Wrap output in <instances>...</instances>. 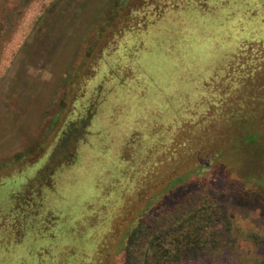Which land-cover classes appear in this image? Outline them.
<instances>
[{
    "label": "rangeland",
    "instance_id": "1",
    "mask_svg": "<svg viewBox=\"0 0 264 264\" xmlns=\"http://www.w3.org/2000/svg\"><path fill=\"white\" fill-rule=\"evenodd\" d=\"M107 1L0 0V264H127L157 224L168 264H264V0Z\"/></svg>",
    "mask_w": 264,
    "mask_h": 264
},
{
    "label": "trees",
    "instance_id": "2",
    "mask_svg": "<svg viewBox=\"0 0 264 264\" xmlns=\"http://www.w3.org/2000/svg\"><path fill=\"white\" fill-rule=\"evenodd\" d=\"M209 1L210 0H186V1L185 0H134V5H136L135 6L137 8L136 11L139 9V7L141 8L143 6L144 7L150 6L152 8L151 11L149 12V15H145L140 20V22L146 23L148 22L147 20H150V19L153 20L154 17L161 16L167 7L171 6V7L177 8L178 6L182 5V3L190 4L192 2L191 4L192 7L194 6L197 9L205 11L206 9L205 7L209 4ZM109 2L110 3L115 2L117 3L116 5L118 7L120 5L122 8L123 2H130V0H108L107 3ZM127 7H130V6H127ZM237 11H240L245 16V12L239 9L238 10L232 9L229 12H231L230 14L232 16ZM129 16H133V14L131 15V12H130ZM234 23L235 22H233L232 25H234ZM211 28H209V26L200 25V28L197 29V32H198L197 34H201V37L205 34L207 35L210 33ZM220 28L222 30V28L224 27L221 26ZM232 28H235V26H232ZM216 31H219V30L217 29ZM93 113H94L93 111H89L87 115H85L82 118H79L78 121L71 122L69 125H67V129L61 132L60 139L58 142L59 150L61 152L63 151L61 157L58 160L51 158L48 164L40 170L38 174L39 176H37V179L33 180L32 183L34 184L36 182L43 183V181L45 180L48 181V179H51L52 174L54 172V168L59 163H64L66 165H70L71 163H73L74 157H75L76 144L79 142L81 138H83V136H85L86 134L85 128L89 126ZM252 139H253L252 137L247 138V140H252ZM57 151H53L51 155L57 153ZM25 185L26 184H24V186ZM209 210L210 209L207 208V209H199L198 211H195L194 209L189 208V211L186 214H181V216H175L173 217L174 220L169 218V220L171 221L172 224L174 223L176 225H183L184 221L189 217L195 220L194 223L191 225V230L184 232V234L185 233L187 234L189 240H191L192 242H195L197 237L196 238L193 237L194 235H197L198 237H201V238H206V236L208 235L207 229L209 228L211 224L210 223L211 216H210ZM138 228L134 232L135 234H137V237L138 236L140 237L141 235L146 233L142 227H138ZM159 229H160V224H157V226H153L150 230L147 229L148 233L145 234L146 236L144 238H146V241L149 244L146 245V247L143 246V244L141 243V245L137 244L138 249L135 251H131V247L127 248V252H128L127 264H168V262L171 263V261H168L170 259H168L167 256H165V253L163 252L164 250L162 248H158L159 250L162 249V252H159L158 250H153L150 247V244L154 245L156 243L157 245H159L161 242L157 240L162 239L165 236L164 233L162 232L158 234H155V233L151 234V231L153 230L164 231V229L163 230H159ZM197 240H199V238ZM130 243L132 244V240L130 241ZM184 253H187L186 247L184 249Z\"/></svg>",
    "mask_w": 264,
    "mask_h": 264
}]
</instances>
